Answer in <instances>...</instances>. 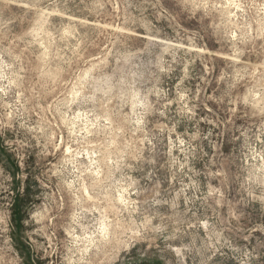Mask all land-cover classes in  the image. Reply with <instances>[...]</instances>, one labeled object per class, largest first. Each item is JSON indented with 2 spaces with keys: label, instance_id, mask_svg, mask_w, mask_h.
<instances>
[{
  "label": "rangeland",
  "instance_id": "374dc122",
  "mask_svg": "<svg viewBox=\"0 0 264 264\" xmlns=\"http://www.w3.org/2000/svg\"><path fill=\"white\" fill-rule=\"evenodd\" d=\"M0 264H264V0H0Z\"/></svg>",
  "mask_w": 264,
  "mask_h": 264
}]
</instances>
